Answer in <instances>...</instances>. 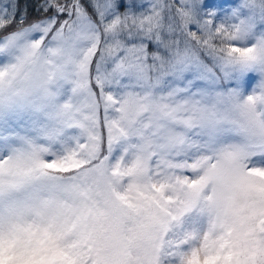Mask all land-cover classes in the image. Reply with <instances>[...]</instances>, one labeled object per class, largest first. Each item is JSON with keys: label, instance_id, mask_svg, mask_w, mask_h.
Returning a JSON list of instances; mask_svg holds the SVG:
<instances>
[{"label": "snow or ice", "instance_id": "1", "mask_svg": "<svg viewBox=\"0 0 264 264\" xmlns=\"http://www.w3.org/2000/svg\"><path fill=\"white\" fill-rule=\"evenodd\" d=\"M0 264H264V0H0Z\"/></svg>", "mask_w": 264, "mask_h": 264}, {"label": "rangeland", "instance_id": "2", "mask_svg": "<svg viewBox=\"0 0 264 264\" xmlns=\"http://www.w3.org/2000/svg\"><path fill=\"white\" fill-rule=\"evenodd\" d=\"M209 2L214 5L218 4L223 5L224 7H228L231 0H209Z\"/></svg>", "mask_w": 264, "mask_h": 264}]
</instances>
